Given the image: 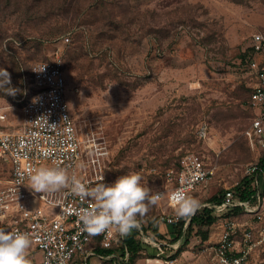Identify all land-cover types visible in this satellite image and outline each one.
Masks as SVG:
<instances>
[{
    "label": "rangeland",
    "instance_id": "374dc122",
    "mask_svg": "<svg viewBox=\"0 0 264 264\" xmlns=\"http://www.w3.org/2000/svg\"><path fill=\"white\" fill-rule=\"evenodd\" d=\"M0 34V68L16 89L0 91V133L23 128L24 84L30 95L33 66L59 51L86 171L95 181L111 184L137 172L156 192L184 155L199 153L214 175L192 197L196 213L238 188L264 154L244 133L256 115L250 96L264 55L252 45L254 35H264V0H0ZM9 178L0 163V179ZM259 185L264 210V172ZM163 210L177 214L157 202L137 221L163 219ZM231 211L218 212V221L203 228L207 241L196 235L178 254L143 244L135 259L116 253L89 264H163L174 254L176 264H219L213 248L225 217L253 229L249 264H264V218ZM160 231L171 233L163 223Z\"/></svg>",
    "mask_w": 264,
    "mask_h": 264
},
{
    "label": "built area",
    "instance_id": "2783aa9c",
    "mask_svg": "<svg viewBox=\"0 0 264 264\" xmlns=\"http://www.w3.org/2000/svg\"><path fill=\"white\" fill-rule=\"evenodd\" d=\"M64 42L69 43L70 37H66ZM252 46L256 53L264 55V35H254ZM32 86L34 91L29 95L24 84L23 128L0 133V163L7 164L10 170L9 179H0V229L29 234L33 243L26 255L31 264H89L94 256L109 259L115 254L105 255L98 251L119 248L125 235L115 228L110 233L95 236L83 230L78 213L80 209L93 206V200L81 199L70 188L44 196L28 188V177L39 168L65 169L69 176L75 175L88 189L104 183L103 178L95 181L86 171L81 141L67 99L68 85L62 53L58 51L50 60L33 66ZM250 102L256 115L244 133L261 155L264 153V57L258 65L257 83ZM64 117L67 119L63 120ZM2 119L5 117L2 116ZM263 172L260 163H255L247 168L246 176L259 185ZM213 175L214 168L208 165L204 155L188 153L182 157L177 168L165 173L166 186L156 191L161 194L158 202L177 209L173 194L183 190L186 197L192 198L195 192L209 183ZM203 207L213 209L217 216L218 212L239 207L247 216L257 220L264 218L263 197L259 191L250 199L243 200L237 188H229L221 203H206ZM162 213L169 225L181 219V216L169 215L165 210ZM222 219L225 221L224 228L213 248L216 260L219 264H249L256 245L252 241L253 229L242 228L232 218ZM189 221H186L184 233ZM136 227L142 243L158 248L159 254H164V249L169 248H173L176 254L182 246V239L175 243L169 239L164 243L159 242L153 234L142 230L139 221ZM125 253L123 259L129 260L126 246ZM37 254L40 255L38 259L35 257ZM175 254L165 257L163 264H176Z\"/></svg>",
    "mask_w": 264,
    "mask_h": 264
},
{
    "label": "clouds",
    "instance_id": "9594fccd",
    "mask_svg": "<svg viewBox=\"0 0 264 264\" xmlns=\"http://www.w3.org/2000/svg\"><path fill=\"white\" fill-rule=\"evenodd\" d=\"M10 85V73L0 68V88H4L8 95H15L16 89ZM28 179V188L43 196L70 188L81 199L93 200V206L80 209L78 213L83 230L90 236L110 233L114 228L121 235L128 234L137 226V215H143L148 205L157 204L161 197L160 193L142 185V177L137 172L121 175L111 184L101 182L91 189L86 188L75 175L69 176L62 168H39ZM173 199L178 204L176 213L181 217L191 215L199 206L198 201L186 197L183 190L173 194ZM32 243L27 233L0 229V264H31L26 254Z\"/></svg>",
    "mask_w": 264,
    "mask_h": 264
},
{
    "label": "trees",
    "instance_id": "16d2710c",
    "mask_svg": "<svg viewBox=\"0 0 264 264\" xmlns=\"http://www.w3.org/2000/svg\"><path fill=\"white\" fill-rule=\"evenodd\" d=\"M4 36L0 34V45L3 43ZM4 88H0V91H3ZM5 91V90H4ZM251 98V96H250ZM251 103V102H250ZM252 105V104H251ZM260 165L262 166L264 170V154L260 158ZM179 165V164H178ZM177 165V167H178ZM176 167V168H177ZM262 178V176H261ZM260 178V179H261ZM259 186L256 183H253L252 180H250L248 177H246L238 186V191H239V196L243 200L250 199L251 196H255L257 192L259 191ZM225 194L220 197H216L211 199L212 202L214 203H221ZM210 203V202H208ZM213 204V203H211ZM233 213H240L242 211L241 208L236 207L234 208L229 214ZM218 216L215 214V211L213 209H210L208 207H203L201 210H198L194 215H189L186 217H181V219L174 223V224H167L164 219H153V220H142L140 222L141 228L145 233H151L156 237H161V238H167L169 237V241L172 243H175L179 240L182 239V244H189L191 239L199 235L204 241H207L209 239V229L204 230L203 228H210L213 226L217 221H218ZM163 220V221H162ZM189 221V224L185 230L184 233V228L186 221ZM168 226L171 230V233L167 236L162 235L160 228L161 224ZM140 234V231L137 227L132 228L128 234L125 235L124 241L121 243L119 248H111V249H106V250H101L103 254L105 255H111V254H116L118 253L119 257L124 258L125 257V246L128 248L129 252V259L133 258L135 259L138 257L139 252L142 251V246L143 243L142 241L138 238ZM182 247L178 250L177 254L181 251Z\"/></svg>",
    "mask_w": 264,
    "mask_h": 264
}]
</instances>
